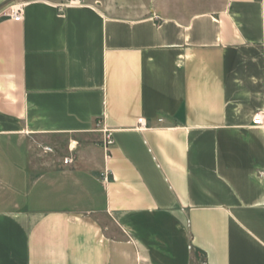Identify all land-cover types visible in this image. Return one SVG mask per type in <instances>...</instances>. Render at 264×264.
I'll return each instance as SVG.
<instances>
[{
	"label": "crops",
	"instance_id": "0c3cea01",
	"mask_svg": "<svg viewBox=\"0 0 264 264\" xmlns=\"http://www.w3.org/2000/svg\"><path fill=\"white\" fill-rule=\"evenodd\" d=\"M82 1L0 0V264H264V0Z\"/></svg>",
	"mask_w": 264,
	"mask_h": 264
},
{
	"label": "rangeland",
	"instance_id": "374dc122",
	"mask_svg": "<svg viewBox=\"0 0 264 264\" xmlns=\"http://www.w3.org/2000/svg\"><path fill=\"white\" fill-rule=\"evenodd\" d=\"M87 1V0H84ZM103 3V10L109 15L126 18H143L151 13H156L162 18H183L192 14L214 11L222 7L224 0H90ZM65 2V0H62ZM50 142H44L41 138L33 140L35 148L42 154L43 148ZM68 143L66 139L54 141V155L51 160L62 155V149ZM52 145V144H50ZM44 156V155H43ZM44 158V157H43ZM42 156L36 159L37 162L49 161L50 158L43 159Z\"/></svg>",
	"mask_w": 264,
	"mask_h": 264
},
{
	"label": "built area",
	"instance_id": "2783aa9c",
	"mask_svg": "<svg viewBox=\"0 0 264 264\" xmlns=\"http://www.w3.org/2000/svg\"><path fill=\"white\" fill-rule=\"evenodd\" d=\"M82 0H65V2H63L60 5L61 7H66L69 5H82ZM22 14H23V6L22 5H17L13 8L10 9L9 12V17L15 21V22H20L22 20ZM99 125V123H98ZM138 125H140V127L142 128L144 123L142 119L138 120ZM252 125L256 126V127H264V112H259L258 114H256V116H254V118L252 119ZM102 132V147L104 149V151L106 153H109L111 148L114 145V141L112 138V131L104 128V126L101 129ZM43 150L45 152L51 153L52 150L49 147H44ZM72 160L70 158H64L63 160V164L67 165L69 163H71ZM108 171L104 170V173L101 175L102 181L106 182L107 181V176H108ZM259 177H264V172H260ZM188 249L191 250V246H188ZM199 264H208L206 261L202 260Z\"/></svg>",
	"mask_w": 264,
	"mask_h": 264
}]
</instances>
